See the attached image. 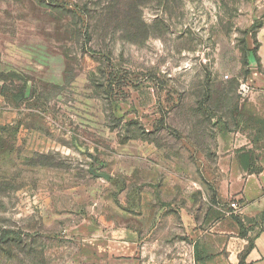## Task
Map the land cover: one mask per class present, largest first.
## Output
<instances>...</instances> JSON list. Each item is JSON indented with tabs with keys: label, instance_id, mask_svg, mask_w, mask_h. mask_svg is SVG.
Instances as JSON below:
<instances>
[{
	"label": "rangeland",
	"instance_id": "obj_1",
	"mask_svg": "<svg viewBox=\"0 0 264 264\" xmlns=\"http://www.w3.org/2000/svg\"><path fill=\"white\" fill-rule=\"evenodd\" d=\"M261 48L264 0H0V264H194Z\"/></svg>",
	"mask_w": 264,
	"mask_h": 264
},
{
	"label": "crops",
	"instance_id": "obj_2",
	"mask_svg": "<svg viewBox=\"0 0 264 264\" xmlns=\"http://www.w3.org/2000/svg\"><path fill=\"white\" fill-rule=\"evenodd\" d=\"M261 49L259 66L264 69ZM260 75L264 84V73ZM240 110L241 129L221 138L217 152L216 196L225 206L211 209L221 215L194 241V264H264V91L249 92ZM258 163L252 170L250 164ZM230 203L239 206V214L230 215Z\"/></svg>",
	"mask_w": 264,
	"mask_h": 264
},
{
	"label": "built area",
	"instance_id": "obj_3",
	"mask_svg": "<svg viewBox=\"0 0 264 264\" xmlns=\"http://www.w3.org/2000/svg\"><path fill=\"white\" fill-rule=\"evenodd\" d=\"M250 91H251V86L249 85L248 82L243 81L239 84L238 94L240 96L245 97ZM229 209L231 210L230 215L231 214L237 215L240 213L239 206L236 203H230Z\"/></svg>",
	"mask_w": 264,
	"mask_h": 264
}]
</instances>
